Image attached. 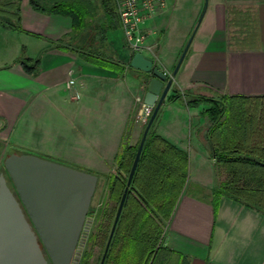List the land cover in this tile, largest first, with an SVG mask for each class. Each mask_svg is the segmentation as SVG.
I'll list each match as a JSON object with an SVG mask.
<instances>
[{
    "label": "crops",
    "instance_id": "1",
    "mask_svg": "<svg viewBox=\"0 0 264 264\" xmlns=\"http://www.w3.org/2000/svg\"><path fill=\"white\" fill-rule=\"evenodd\" d=\"M180 1L186 2L174 0L164 16L145 24L157 32L160 44L156 54H145L168 73L205 7L196 1L194 17L169 51L165 37ZM206 1L156 120L159 135L189 152L187 185L165 227L164 246L176 253L175 264H264V212L223 196L215 213L212 190L225 175L204 138L210 120L203 112L210 106L169 100L176 89L264 96V0ZM94 2L86 24L77 27L82 29H75L70 15L36 10L30 0L20 1L22 29L0 23V164L16 149L106 174L118 170L125 145L137 144L143 127L140 121L132 126V120L147 84L127 66L132 55L122 26L102 33L110 22L100 0ZM90 47L102 57L114 55L124 66L87 58L82 52ZM191 184L200 186V193H192Z\"/></svg>",
    "mask_w": 264,
    "mask_h": 264
},
{
    "label": "trees",
    "instance_id": "2",
    "mask_svg": "<svg viewBox=\"0 0 264 264\" xmlns=\"http://www.w3.org/2000/svg\"><path fill=\"white\" fill-rule=\"evenodd\" d=\"M20 1L0 0L2 25L22 29ZM30 2L34 9L42 12L70 15L75 29H82L77 27L86 24L87 16L97 6L94 0ZM100 2L110 22V28H101L102 33L107 29H118L121 21L117 19L115 0ZM82 53L104 66L119 69L121 67L116 65L124 66L114 55L102 57V54L93 52L91 47ZM155 65L158 66L156 63ZM127 66L138 73L141 83H148L149 74L132 68L130 64ZM36 67L30 66L33 69ZM169 100H182L189 107L205 101L211 103V107L203 112L210 120L204 138L212 157L224 169L225 175L212 190L215 213L223 196L264 212V96L206 97L176 89ZM156 120L157 117L145 141L105 263H176V253L164 246V235L167 222L172 218L187 185L189 152L159 135L155 129ZM144 129L136 146L125 145L117 158L118 170L111 178L110 197L117 200L118 204ZM90 256L91 253L84 248L79 264H91Z\"/></svg>",
    "mask_w": 264,
    "mask_h": 264
},
{
    "label": "water",
    "instance_id": "3",
    "mask_svg": "<svg viewBox=\"0 0 264 264\" xmlns=\"http://www.w3.org/2000/svg\"><path fill=\"white\" fill-rule=\"evenodd\" d=\"M199 22L172 73L136 53L130 66L150 75L144 103L153 107L101 257L107 255L148 133L190 48ZM0 173V264H79L94 221L88 215L99 176L31 153L12 152ZM11 179V182H9Z\"/></svg>",
    "mask_w": 264,
    "mask_h": 264
},
{
    "label": "rangeland",
    "instance_id": "4",
    "mask_svg": "<svg viewBox=\"0 0 264 264\" xmlns=\"http://www.w3.org/2000/svg\"><path fill=\"white\" fill-rule=\"evenodd\" d=\"M173 1L174 0H171L168 4V7L165 10H163L161 13H159L158 15H155L153 17V19H155L157 16L162 17V13L164 16L165 12L167 13V10L170 11L171 4L173 3ZM196 1L197 0H186V2L180 1L178 3L176 9L180 6H181V8H180V10H178V13L175 16V19L173 18L174 21L173 20L171 21V24L168 27L167 35L165 37L164 45L166 46V50H168V48H169V51H170V48H172L174 46V44L177 43L178 41H180L181 38L183 37L184 28H186V26H188L187 25L188 22H190V19L194 17V10H195L196 5H197ZM203 2L205 4V0H202V3ZM115 5H116V3H115ZM200 11H201L200 14L199 15L197 14L198 16H197L196 20L194 21V26H193L192 30H191V28H189V32H190V30H191V32H190V34L188 33V35L186 36V39L184 40L185 41L184 47L187 44L190 36L192 35L194 29L196 28V26L199 22L200 16L202 15V13L204 11V5ZM153 19H151V20H153ZM163 19L165 20V18H163ZM165 22H166V20H165ZM165 26H166V24H165ZM147 28H152V27L148 26ZM153 28H155V27H153ZM99 29L100 28H97V30H99ZM157 41H158L157 37L155 38L154 41H152V42H156L158 45L156 47L154 46V49L152 51V55H154V53L156 52L157 49L159 50L160 44H158ZM184 47H183V49H184ZM126 48H127V46H126ZM156 64H157V62H156ZM170 73H172V72H170ZM186 92H190V91H186ZM191 93H194V92H191ZM194 94L203 95L206 97L219 96L217 94L216 95H205V94H200V93H194ZM143 98H144V96H143ZM142 101H143V99L139 100V104H140L139 108L141 107ZM201 104L209 105L211 107V103H208L206 101L201 102L197 106H199ZM138 110H137V112H138ZM149 118H148V120H149ZM148 120L145 123L141 122L143 129L146 127ZM132 122H133V124H132V126H133L134 124L138 123L139 121H137V119L135 117L134 120H132ZM143 129H142V132H143ZM140 137H141V135H140ZM12 152L23 153L22 151H19L16 149H12L10 152H8V154H6L3 158V160L1 161L0 173H2V172L6 173L5 167H4V160ZM47 159H49V158H47ZM54 161H57V160H54ZM57 162L68 165L62 161H57ZM69 166H72V165H69ZM72 167H74V166H72ZM75 168L82 170L79 167H75ZM116 172H117V170L115 172H111V173H106V174L99 173V174H97L99 176V182H98L96 193H95L93 201H92L91 213H90L94 217V221H93V224H92V227L90 230V234H89L87 243L85 245V249H87L91 253V256H90L91 264H100L101 257L103 255V252H104V249H105L108 237H109V233L111 231V227H112V224L114 221L116 209L118 206V201L115 199H111L110 191H111V178H112L113 174H115ZM6 175H7V173H6ZM9 182H11V179H9ZM192 183H194V182H192ZM197 186L198 185H196V184H191L190 191L192 193L193 192L194 193H200L197 189ZM198 187H200V186H198ZM105 264H114V263L110 262V263H105Z\"/></svg>",
    "mask_w": 264,
    "mask_h": 264
},
{
    "label": "built area",
    "instance_id": "5",
    "mask_svg": "<svg viewBox=\"0 0 264 264\" xmlns=\"http://www.w3.org/2000/svg\"><path fill=\"white\" fill-rule=\"evenodd\" d=\"M171 0H115L120 17L125 44L131 55L149 52L152 55L156 42L150 39L156 33L145 27L147 21L153 19L168 7ZM146 55V54H145ZM153 112V107L141 102L136 119L145 123Z\"/></svg>",
    "mask_w": 264,
    "mask_h": 264
},
{
    "label": "flooded vegetation",
    "instance_id": "6",
    "mask_svg": "<svg viewBox=\"0 0 264 264\" xmlns=\"http://www.w3.org/2000/svg\"><path fill=\"white\" fill-rule=\"evenodd\" d=\"M90 213H91V208H90V211H89L88 215H91Z\"/></svg>",
    "mask_w": 264,
    "mask_h": 264
}]
</instances>
